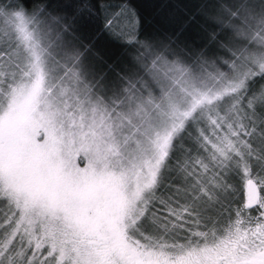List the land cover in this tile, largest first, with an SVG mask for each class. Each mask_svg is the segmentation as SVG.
<instances>
[{
    "label": "snow or ice",
    "instance_id": "obj_1",
    "mask_svg": "<svg viewBox=\"0 0 264 264\" xmlns=\"http://www.w3.org/2000/svg\"><path fill=\"white\" fill-rule=\"evenodd\" d=\"M91 9L134 42L119 77ZM178 21L157 44L129 0H0V264H264V2Z\"/></svg>",
    "mask_w": 264,
    "mask_h": 264
},
{
    "label": "trees",
    "instance_id": "obj_2",
    "mask_svg": "<svg viewBox=\"0 0 264 264\" xmlns=\"http://www.w3.org/2000/svg\"><path fill=\"white\" fill-rule=\"evenodd\" d=\"M119 2L120 0H111V5L116 6ZM182 2H187V0H129L141 20L137 39L147 38L159 44L170 35H179L178 16ZM253 2L259 6L263 0H253ZM32 3L33 0H23L25 8H30ZM77 3L78 0H47V4L51 5ZM110 10L91 9V14L85 11L83 18L78 20V26L82 33L83 45L91 48L94 54L99 53L100 59L107 65L111 75L119 77L125 67L121 62L122 58L124 54L134 51L135 45L132 40L117 38L109 34L105 16ZM222 54L227 53L222 50Z\"/></svg>",
    "mask_w": 264,
    "mask_h": 264
},
{
    "label": "rangeland",
    "instance_id": "obj_3",
    "mask_svg": "<svg viewBox=\"0 0 264 264\" xmlns=\"http://www.w3.org/2000/svg\"><path fill=\"white\" fill-rule=\"evenodd\" d=\"M264 2V0H263ZM257 5V4H256ZM16 44L20 45L21 47H23V42L21 40H17L16 41ZM114 78L117 77V76H113Z\"/></svg>",
    "mask_w": 264,
    "mask_h": 264
}]
</instances>
